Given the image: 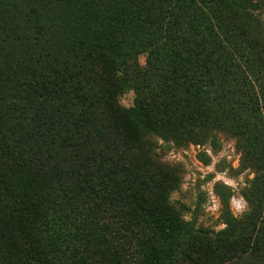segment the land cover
Returning a JSON list of instances; mask_svg holds the SVG:
<instances>
[{"label":"trees","instance_id":"trees-1","mask_svg":"<svg viewBox=\"0 0 264 264\" xmlns=\"http://www.w3.org/2000/svg\"><path fill=\"white\" fill-rule=\"evenodd\" d=\"M214 131L253 177L212 239L156 150ZM0 264H264V0H0Z\"/></svg>","mask_w":264,"mask_h":264},{"label":"rangeland","instance_id":"rangeland-1","mask_svg":"<svg viewBox=\"0 0 264 264\" xmlns=\"http://www.w3.org/2000/svg\"><path fill=\"white\" fill-rule=\"evenodd\" d=\"M138 61L141 66L144 64L143 57ZM133 97L132 91L124 93L119 99L120 106L131 107ZM157 145L160 161L176 167L181 175L179 188L169 195L170 203L199 235L206 234L213 239L224 227L219 219L222 200L227 201L234 216L246 210L243 192L253 175L239 167L234 136L225 131H214L201 144L177 147L159 140Z\"/></svg>","mask_w":264,"mask_h":264}]
</instances>
